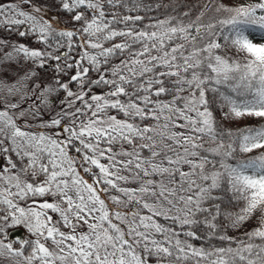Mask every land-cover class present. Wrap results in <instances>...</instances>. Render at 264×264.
Segmentation results:
<instances>
[{"label": "snow or ice", "instance_id": "6c2138e0", "mask_svg": "<svg viewBox=\"0 0 264 264\" xmlns=\"http://www.w3.org/2000/svg\"><path fill=\"white\" fill-rule=\"evenodd\" d=\"M164 7L0 0V257L264 264V0Z\"/></svg>", "mask_w": 264, "mask_h": 264}, {"label": "trees", "instance_id": "16d2710c", "mask_svg": "<svg viewBox=\"0 0 264 264\" xmlns=\"http://www.w3.org/2000/svg\"><path fill=\"white\" fill-rule=\"evenodd\" d=\"M236 0H216V3L219 4H224L226 6L229 5H234L237 4L235 2ZM148 2L156 4V3H162L165 5L164 8H160L158 10H154L153 12H151L149 15H151L153 18H164V16L166 14H168L169 12H175L176 10H178L181 6L186 5V4H196L197 0H148ZM169 5H172V8H169ZM185 11H189L188 8L184 9ZM5 88V86H0V92L1 90H3ZM6 98H1L0 97V102H3ZM7 99H11L10 97H7ZM260 124H264V120H257V119H246L245 121L240 122L239 126L243 127L246 125H260ZM237 125L233 124L231 125V127L235 128ZM260 151H264V150H260ZM258 154V153H253V155ZM261 216H264V206L259 207L254 213L252 218L247 222L246 227L248 229H251L252 227H254L260 220ZM241 231H243V229H241ZM230 234H236L235 232H232ZM1 261H4L5 264H13V262L11 260H9L6 257H0V264Z\"/></svg>", "mask_w": 264, "mask_h": 264}, {"label": "rangeland", "instance_id": "374dc122", "mask_svg": "<svg viewBox=\"0 0 264 264\" xmlns=\"http://www.w3.org/2000/svg\"><path fill=\"white\" fill-rule=\"evenodd\" d=\"M235 2L238 4V3H244V2H251V0H236ZM11 82H12V81L9 80L7 83L10 84ZM0 97H1V98H7V97L12 98V97L9 95V93H8V87H7V86H5V88H4L3 90H1V92H0ZM1 263H2V264H5L4 261H1Z\"/></svg>", "mask_w": 264, "mask_h": 264}]
</instances>
